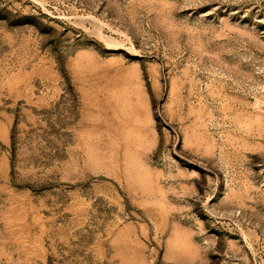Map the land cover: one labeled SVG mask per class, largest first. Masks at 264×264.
<instances>
[{"label":"rangeland","instance_id":"1","mask_svg":"<svg viewBox=\"0 0 264 264\" xmlns=\"http://www.w3.org/2000/svg\"><path fill=\"white\" fill-rule=\"evenodd\" d=\"M0 264H264V0H0Z\"/></svg>","mask_w":264,"mask_h":264}]
</instances>
